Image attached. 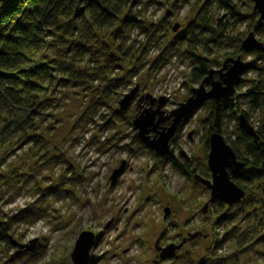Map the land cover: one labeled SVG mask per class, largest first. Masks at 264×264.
<instances>
[{
    "label": "rangeland",
    "instance_id": "374dc122",
    "mask_svg": "<svg viewBox=\"0 0 264 264\" xmlns=\"http://www.w3.org/2000/svg\"><path fill=\"white\" fill-rule=\"evenodd\" d=\"M204 1L142 0L133 9L139 15V27L126 28L119 38L115 37L118 26L96 33L101 44L96 49L112 56L113 62L105 64L101 58L84 56L78 69L89 75L98 69L93 82L87 79L78 88H62L56 81L44 85L40 99L47 100L48 106L26 135L30 139L15 136L0 144V224L9 227V243L0 242V264H71V250L82 232L91 233L96 240L89 252L90 264H194L207 255L214 239L224 237L217 253L228 264H264V208L259 204L238 208L229 222L219 220L216 202L207 204L202 212L209 191L193 176L209 180V134L202 125L207 104L196 109L178 131L176 128L168 144L172 158L184 164V174L132 142L136 131L131 121L149 109L150 99L155 100L151 109L164 99L161 111L167 115L198 87L188 78L190 62L184 46L156 73L151 67L173 36L201 14ZM233 4L240 20L215 7L205 16L212 31L221 33L220 38L213 35L217 45L202 44L195 51L208 61L210 70H224L228 59L239 57L240 43L249 33L264 44V35L253 32L258 15L252 12L251 0H234ZM174 25L178 28L172 32ZM142 27L160 30L150 42ZM55 55L54 49H39L31 64L45 63ZM241 61L244 65L254 61L264 70V60L247 56ZM138 65L142 68L133 76ZM240 78L242 84L234 87L232 95L238 103L235 117L244 111L248 124L264 142V105L254 104L253 108L250 98L244 96L264 73L251 70ZM213 79L219 81L217 75ZM114 80L119 86L107 88ZM134 88L137 92L129 106L119 111L118 102ZM96 101L98 105H94ZM91 105L93 112L85 121ZM237 129L235 119L226 118L222 137L228 144L236 142L244 152L248 143L241 140ZM120 163L123 172L110 187V175ZM58 185L67 192L64 199L42 196L45 189ZM258 185L249 187L243 198L257 196ZM28 207L38 211L39 219L11 224L9 219ZM224 212H229L225 205ZM30 241H35L31 251L12 245L29 247Z\"/></svg>",
    "mask_w": 264,
    "mask_h": 264
},
{
    "label": "trees",
    "instance_id": "16d2710c",
    "mask_svg": "<svg viewBox=\"0 0 264 264\" xmlns=\"http://www.w3.org/2000/svg\"><path fill=\"white\" fill-rule=\"evenodd\" d=\"M233 1L205 0L201 14H198V17L190 22L181 33L173 36L161 56L153 62L151 71L154 73L159 71L165 66L168 59L177 56L179 48L184 46L185 54H182L186 55L190 62L188 78L193 84H199L207 76L210 66L208 61L195 55L196 48L202 44L205 47L215 46L218 44L215 37H221V33L215 34L207 25L204 21L205 16L215 7L226 12L228 16L240 20V17L234 12ZM141 3L142 0H0V120L2 122L0 144L15 136L30 139L26 135L32 130V126L41 116V112L48 106L47 100L40 99V96L45 92L44 85L56 81L62 88H78L84 87L87 84V79L88 83L93 82L94 78L98 77V69L93 75L79 70L77 65L80 64L82 58L86 55H93L101 58L105 64L113 62L112 56L100 51L102 49H96L95 46L98 44L96 33L106 28H112V26H118L115 37L119 38L126 28L139 27L141 25L139 15H136L137 12L134 13L133 9ZM159 30L158 28L150 30L148 27H142V31L147 34L150 42ZM253 32L255 36L264 35V20L259 25L255 22ZM205 36L211 37L206 40ZM47 38H50L51 41H48ZM98 45L101 46V44ZM43 48L54 49L55 57L42 64H31L33 55H37V50ZM237 54L241 60L247 56L264 60V54L255 51L241 49ZM24 65L27 66L24 67ZM141 68V65L135 67L132 75L135 76ZM251 70L264 73V70L254 65L253 61L244 65L242 75ZM213 76L215 77V75ZM118 82L117 80L109 82L107 88H117ZM241 84L242 79L239 78L235 87H239ZM107 88L104 91H108ZM244 96L250 98L253 108L254 104L256 107L264 105V78L260 79L256 86L252 85L246 89ZM235 99L231 96L225 101L209 100L201 105V107L205 104L208 105L207 116L202 121L205 133H217L222 136V127L226 118H233L237 122L238 116L235 117L234 110L235 104L238 103H235ZM98 104L99 102L96 101L94 105ZM88 109L90 111L88 116H84L85 121L90 120L89 116L93 112V105ZM239 113L247 121L246 113L244 111ZM115 116L119 117L117 113ZM237 132L242 138L241 140L248 143L244 152L238 150L236 142L228 144L223 139L235 154L236 160L244 164V168L238 174L230 176V180L242 189L244 194L253 184L258 183L259 185L257 196L255 195L253 199L243 198L236 205L226 206L228 214L224 212V205L221 202H216V206L221 212L219 220L226 222L232 220L235 216L234 211L238 208L248 207L251 204H259L264 208L263 138L259 133H256L259 140L255 142L241 129L238 128ZM132 142L137 144L141 150H146L136 136L132 138ZM157 158L160 159L161 164H169L173 170L184 174V164L176 162L171 153L165 157ZM2 181L3 178L0 176V184ZM42 196L61 200L67 196V192L58 185L45 189ZM19 213L9 219L11 224L34 222L40 217L38 211L33 207H28ZM3 226L0 224V242L8 244L9 227ZM225 238L214 239L212 248L207 250V255L194 264H228L226 258L217 253Z\"/></svg>",
    "mask_w": 264,
    "mask_h": 264
},
{
    "label": "water",
    "instance_id": "95a60500",
    "mask_svg": "<svg viewBox=\"0 0 264 264\" xmlns=\"http://www.w3.org/2000/svg\"><path fill=\"white\" fill-rule=\"evenodd\" d=\"M251 2L253 4L252 12L258 15L256 24L259 25L264 20V0H251ZM177 28L178 26L174 25L172 32H175ZM240 48L264 54V46L254 39L252 33H249L241 41ZM225 63L228 64V67L224 70H209L207 76L198 84V87L189 91L190 95L188 99L184 103L179 104L175 110L170 111L167 115H164L161 111V108L165 105L164 99L161 98L156 102L155 109H151L155 100H149V109L141 111L131 121L132 129L136 131L138 140L147 150L151 151L157 157H165L169 153V141L180 123L183 124L206 101H225L233 95L234 85L243 73L244 64L239 57L228 59ZM213 74L218 75L219 81L212 80ZM206 85H208L207 89L205 87ZM136 92L137 89L134 88L122 97L118 102L119 111H124L129 106ZM167 121H170L169 125L159 129V126ZM237 126L246 136L253 139V141L257 142L259 140L256 132L248 124L243 115H238ZM261 128L264 131V118ZM149 134H153L154 137L149 138ZM190 134H187L188 139ZM207 144L206 166L209 172V180L193 176L194 181L209 191V199L204 205L202 212H204L207 204L221 202L225 206L231 207L238 204L244 196L243 190L230 180V176L238 174L244 168V164L236 160L235 154L224 142L221 135L217 133L209 134ZM179 155L182 156V152H179ZM122 172L123 164L120 163L119 167L112 171L110 175V187L114 186ZM165 214H167V211ZM95 242V237L91 233L82 232L79 234L70 253L71 264H90L89 252ZM34 243L35 241H30L29 247L13 242L12 245L18 249L24 247L25 251H31Z\"/></svg>",
    "mask_w": 264,
    "mask_h": 264
},
{
    "label": "flooded vegetation",
    "instance_id": "af4514ba",
    "mask_svg": "<svg viewBox=\"0 0 264 264\" xmlns=\"http://www.w3.org/2000/svg\"><path fill=\"white\" fill-rule=\"evenodd\" d=\"M213 75H217V74H213ZM241 76H242V75H241ZM217 78H218V75H217ZM239 78H240V77H239ZM239 78H238V79H239ZM238 79H237V80H238ZM212 80H213V81H216V80L213 79V76H212ZM205 87H206V89H207V88H208V85H206ZM234 87H235V85H234ZM206 102H207V101H206ZM152 107H153V105L151 106V108H152ZM169 122H170V121H169ZM169 122L160 125V126H159V129H160V128H163V127H167V126L169 125ZM181 124H182V123H180V124L178 125V127H179ZM166 125H167V126H166ZM178 127H177V129H178ZM159 129H158V131H159ZM176 131H177V130H176ZM151 135H152V136H150V134H149V136H150L149 138L154 137L153 134H151Z\"/></svg>",
    "mask_w": 264,
    "mask_h": 264
}]
</instances>
